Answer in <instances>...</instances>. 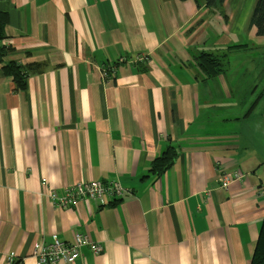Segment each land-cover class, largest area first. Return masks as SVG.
I'll return each instance as SVG.
<instances>
[{
  "label": "crops",
  "instance_id": "0c3cea01",
  "mask_svg": "<svg viewBox=\"0 0 264 264\" xmlns=\"http://www.w3.org/2000/svg\"><path fill=\"white\" fill-rule=\"evenodd\" d=\"M254 3L0 0L4 62L40 66L24 91L0 67V264H37L35 244L76 233L102 251L82 248L73 264L250 263L264 218ZM202 53L224 57L213 78ZM139 55L148 62L131 64ZM113 180L127 193L103 207L51 204L50 192Z\"/></svg>",
  "mask_w": 264,
  "mask_h": 264
},
{
  "label": "built area",
  "instance_id": "2783aa9c",
  "mask_svg": "<svg viewBox=\"0 0 264 264\" xmlns=\"http://www.w3.org/2000/svg\"><path fill=\"white\" fill-rule=\"evenodd\" d=\"M123 61V60H122ZM131 64L146 63L145 56H135L130 60ZM241 175L233 172L230 176L220 178V185L226 189L231 181H238ZM127 191L116 180L102 183L99 181L85 182L66 187L62 196H56L50 192L51 204L56 207L66 208L75 206L77 203L87 201L97 207L110 204L111 201L123 197ZM87 248L93 254H99L102 246L92 241L86 234H74L72 242H63L53 237L50 243L35 244L31 250V257L37 264H73L81 255V249ZM4 264H22L23 259H17L8 254L2 260Z\"/></svg>",
  "mask_w": 264,
  "mask_h": 264
},
{
  "label": "trees",
  "instance_id": "16d2710c",
  "mask_svg": "<svg viewBox=\"0 0 264 264\" xmlns=\"http://www.w3.org/2000/svg\"><path fill=\"white\" fill-rule=\"evenodd\" d=\"M207 7H220L224 0H203ZM4 23V21H3ZM248 28L255 30V35L264 37V0H255L251 16L248 22ZM3 24L0 23V40L3 38ZM10 52V49L0 48V67L2 74L10 77L20 91H24L29 76L38 72L36 69L39 65L32 64L28 66H20L15 62H4V58ZM224 57L213 56L212 54L202 53L198 59V67L201 69L203 77L210 79L215 77L223 69ZM264 66V54H263ZM176 157L175 150L167 151L161 157L155 159L152 163L151 172L157 176L161 175L172 164ZM249 264H264V218L259 228L255 249Z\"/></svg>",
  "mask_w": 264,
  "mask_h": 264
},
{
  "label": "rangeland",
  "instance_id": "374dc122",
  "mask_svg": "<svg viewBox=\"0 0 264 264\" xmlns=\"http://www.w3.org/2000/svg\"><path fill=\"white\" fill-rule=\"evenodd\" d=\"M218 58L221 57V56H217Z\"/></svg>",
  "mask_w": 264,
  "mask_h": 264
}]
</instances>
